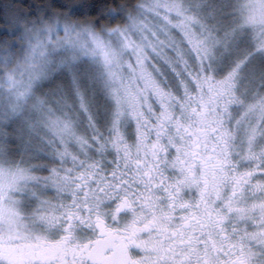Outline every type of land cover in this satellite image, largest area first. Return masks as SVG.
Segmentation results:
<instances>
[{
	"label": "snow or ice",
	"instance_id": "1",
	"mask_svg": "<svg viewBox=\"0 0 264 264\" xmlns=\"http://www.w3.org/2000/svg\"><path fill=\"white\" fill-rule=\"evenodd\" d=\"M60 7L0 8V264H264V0Z\"/></svg>",
	"mask_w": 264,
	"mask_h": 264
},
{
	"label": "trees",
	"instance_id": "2",
	"mask_svg": "<svg viewBox=\"0 0 264 264\" xmlns=\"http://www.w3.org/2000/svg\"><path fill=\"white\" fill-rule=\"evenodd\" d=\"M123 0H116V3H122ZM64 4H83L84 15L74 18L80 20L96 19L101 12L113 7V0H0V8L7 11L9 7L13 10L30 11L35 9L47 8L51 12L67 11L66 8L60 7ZM34 6V7H33ZM106 21H102L105 23Z\"/></svg>",
	"mask_w": 264,
	"mask_h": 264
}]
</instances>
